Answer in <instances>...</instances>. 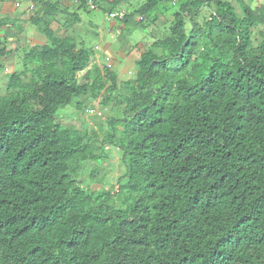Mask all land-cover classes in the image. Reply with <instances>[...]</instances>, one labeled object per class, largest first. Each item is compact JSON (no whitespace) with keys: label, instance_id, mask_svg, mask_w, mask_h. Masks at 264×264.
Here are the masks:
<instances>
[{"label":"trees","instance_id":"trees-1","mask_svg":"<svg viewBox=\"0 0 264 264\" xmlns=\"http://www.w3.org/2000/svg\"><path fill=\"white\" fill-rule=\"evenodd\" d=\"M29 1L48 43L21 49L0 96V264H264V34L252 43L264 9L150 0L136 14L170 1V35L118 82L78 42L87 0H72L73 14ZM14 23L0 18V30ZM16 52L0 44V59ZM89 103L110 110L102 137L62 122ZM112 150L117 188H83L86 164Z\"/></svg>","mask_w":264,"mask_h":264},{"label":"crops","instance_id":"crops-1","mask_svg":"<svg viewBox=\"0 0 264 264\" xmlns=\"http://www.w3.org/2000/svg\"><path fill=\"white\" fill-rule=\"evenodd\" d=\"M116 1L107 0L103 5L102 19L95 17L93 22L86 24L81 16V22L76 26L95 39L90 67L108 68L117 75L118 82H123L126 76L128 78L135 76L136 64L141 56L148 52L154 43L167 38V30H170L173 22L174 9L173 3L164 1L158 3L151 14H136L146 7L150 0H120V5H117ZM242 1L252 10L264 9V0ZM100 5L97 3L98 7ZM31 6L29 0L26 3L17 0H0V18L15 22L14 25L0 30V44L3 47L19 51L28 44L25 40L29 34L28 30H33L28 22ZM111 10L124 12L125 20L106 22V14ZM74 12L75 9L71 13ZM139 17H143L144 20L140 22ZM55 25L60 27L58 23ZM51 28L53 31L56 29L54 26ZM9 57L0 59V65L4 66L3 62Z\"/></svg>","mask_w":264,"mask_h":264},{"label":"rangeland","instance_id":"rangeland-1","mask_svg":"<svg viewBox=\"0 0 264 264\" xmlns=\"http://www.w3.org/2000/svg\"><path fill=\"white\" fill-rule=\"evenodd\" d=\"M20 3H26L28 0H17ZM230 2L235 8L236 12L239 16H242V12L239 8V5L237 3V0H226ZM31 2V1H30ZM61 5L65 8H68V11H73V1L72 0H61ZM70 4V5H69ZM72 5V6H71ZM98 8V7H97ZM100 8L98 11L95 12H82V19L83 21L88 24L89 22H93L94 18L100 17L103 18V12L100 13ZM209 18V13L207 10H203L201 16L198 18V22L202 23L206 19ZM55 23H52V27L54 26V32L58 37H65L66 32L63 30L61 31V28L56 26ZM26 25V24H25ZM24 25V26H25ZM59 25V24H58ZM33 30H28L29 34L26 36V41L28 44H25L26 47H34L35 45H43L45 43H48V40L43 36L38 34V32L35 30V28H32ZM73 29L69 30V32H72ZM75 33L78 37V42H83L84 48L88 50H93V46L95 44V39L88 33H84L81 31V29L78 26L74 27ZM264 34V26H258L256 29H253V35H252V43L253 47H256L262 40L261 35ZM167 35L169 36V30H167ZM76 36V37H77ZM40 39V41H38ZM24 40V41H25ZM24 43V42H23ZM24 49V48H23ZM9 50V49H8ZM5 63V64H4ZM5 70L2 74H0V96L5 93V85L9 80V76L12 75L14 72H19L22 68V52L19 50L15 54L11 55L8 59H6L4 62ZM82 74L78 75L77 82L82 81ZM134 76L132 75L130 78L127 76L125 77V81L133 79ZM119 92L115 93V95H118ZM74 103L77 101H73ZM75 107L73 106L71 111H69V117H65L62 119V122L66 125H74L75 127L86 130L90 135L93 133L98 134L100 137H102V133L100 132V129H105L104 122L107 120L108 116L110 115V110L108 107H102L99 103H89L86 106L85 112L80 114L79 116H75V113L73 110ZM95 109L96 111H99L101 115L94 116L91 113V110ZM97 117V118H95ZM97 169L98 173H95V178L90 179L92 175V170ZM125 175V170L122 167L121 164V157L119 152L112 150L109 153V156L104 160V162L101 165H96L95 163H88L85 166V169L83 173L78 177L79 183L82 184V187L85 189H89L94 192H101L103 190H112L116 189L118 186V182L120 179H122Z\"/></svg>","mask_w":264,"mask_h":264},{"label":"built area","instance_id":"built-area-1","mask_svg":"<svg viewBox=\"0 0 264 264\" xmlns=\"http://www.w3.org/2000/svg\"><path fill=\"white\" fill-rule=\"evenodd\" d=\"M75 1H78V0H75ZM86 5L91 11H97V7L92 0H87ZM125 18H126V14L124 12L113 11V12L108 13L105 19H106V22H114V21H123L125 20ZM143 20H144L143 17H139L140 22H142ZM91 113L95 114L96 111L93 110L91 111Z\"/></svg>","mask_w":264,"mask_h":264},{"label":"clouds","instance_id":"clouds-1","mask_svg":"<svg viewBox=\"0 0 264 264\" xmlns=\"http://www.w3.org/2000/svg\"><path fill=\"white\" fill-rule=\"evenodd\" d=\"M31 7H33V5Z\"/></svg>","mask_w":264,"mask_h":264}]
</instances>
